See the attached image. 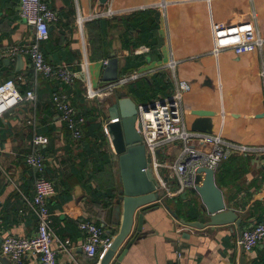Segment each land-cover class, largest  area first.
Masks as SVG:
<instances>
[{
  "label": "crops",
  "instance_id": "obj_1",
  "mask_svg": "<svg viewBox=\"0 0 264 264\" xmlns=\"http://www.w3.org/2000/svg\"><path fill=\"white\" fill-rule=\"evenodd\" d=\"M44 1L58 15L40 42L44 57L51 65H64L78 77L65 85L35 73L25 55L0 59V83L20 77L16 85L21 93L31 90L35 95L33 101L23 102L0 116L4 122V127H0V238L35 234L36 218L24 198H31L39 173L24 163V156L43 149L44 176L55 187L47 206L56 259L58 264H88L95 258L99 261L102 254L93 259L85 257L81 247L84 233L79 223H110L104 205L112 203L119 171L105 124L107 108L115 97L126 95L127 87L90 100L85 95L87 80L95 88L101 85L103 61H108L111 54L118 59V72L125 68L126 58L143 56L145 65L132 70L142 77L131 83L133 87L145 86L147 94L165 96L172 92L176 80L190 83L191 91L182 101L188 130L197 118L192 112L202 109L206 92L211 95L210 112L214 114L210 117L211 132L207 134L220 133L225 141L236 145L264 147V0H211L209 4L205 0H108L103 7L98 0ZM17 6L18 0H0V50L34 40L32 29L18 17ZM109 9L112 14L105 15ZM134 12L144 13L137 20L142 26H149L152 21L157 24L155 30L145 29L153 30L151 38H140L138 29L129 30L132 27L127 26L126 17ZM248 20L254 22L263 39L261 48L240 56L226 51L214 58L210 53V22L232 24ZM171 62L175 63L173 69L169 67ZM156 78L161 80L160 85L154 84ZM54 92L66 93L85 117L87 124L80 140L71 139L58 120L51 103ZM153 98L154 101L160 96ZM38 134L47 138L40 147L32 143ZM160 152V162H172L178 157L180 143L166 145ZM162 175L171 179L173 173L163 168ZM214 180L226 210H233L242 219V231L264 222V151L232 153L214 172ZM174 185L171 179L165 187L171 192ZM179 196L168 195L163 189L162 202L137 208L135 216L143 209L148 212L141 232L119 264H240L235 223L208 225L209 217L202 211L196 192L187 191L184 199ZM193 204L195 209L189 210ZM121 219L122 207L119 223ZM181 219L205 225L187 226ZM135 227L136 219L109 264L124 250ZM103 228L106 232L109 229ZM110 234L114 236L116 232ZM64 240L70 242L68 251L60 248L59 243ZM3 257L0 264H16ZM242 257L244 264H264V239L252 251H244ZM20 264H38L37 257L27 254Z\"/></svg>",
  "mask_w": 264,
  "mask_h": 264
},
{
  "label": "built area",
  "instance_id": "obj_2",
  "mask_svg": "<svg viewBox=\"0 0 264 264\" xmlns=\"http://www.w3.org/2000/svg\"><path fill=\"white\" fill-rule=\"evenodd\" d=\"M208 4L211 0H205ZM18 17L23 20L33 31L34 40L23 42L0 50V59H14L17 55H25L29 59L30 68L43 78L70 85L78 77L76 73L68 70L64 65H51L44 57L40 48V42L48 35V29L58 20L57 13L52 10L44 0H18ZM109 9L105 15H111ZM211 28V55L218 58L220 54L231 51L240 56L259 50L263 44L257 28L252 20L232 24L210 22ZM107 60L103 61L105 67ZM170 68L175 63L169 64ZM140 77L137 73L123 75L115 81L100 83L98 88L93 87L87 80L85 95L92 100L114 93L118 88L126 86L129 82ZM6 79L0 83V116L20 105L23 102L33 101L35 95L28 90L23 94L18 91L16 81ZM191 91V85L186 80H176L174 89L168 97L160 98L149 104L138 106L136 129L142 137L146 154L153 161V167L165 168L173 173L176 191L169 192L159 175L162 189L167 194L194 190L195 170L204 167L216 171L219 165L226 161L234 152L244 153L252 150H262L264 147H252L236 145L224 140L220 133L207 134L200 131H190L186 128L182 101L184 95ZM53 109L73 140H80L83 136L85 118L78 113L69 96L63 92H54L51 95ZM107 136V132L105 131ZM32 143L38 147L47 143L43 135H35ZM180 143V152L177 159L172 162H156L155 151L162 147ZM46 157L40 151H33L24 156V163L34 168L39 176L33 183L31 198L24 201L36 218V231L31 237L7 236L1 243L0 256L7 257L14 263L20 264L25 255L31 254L37 257L38 264H58L56 250L51 246L52 230L50 228L49 210L47 200L55 194L53 182L44 176ZM79 229L84 233L82 250L88 259L95 258L110 246L113 236L104 228L91 220H83L79 223ZM264 239V222H258L242 231L236 245L244 251H252L259 242ZM68 240L59 243L61 250L68 251ZM101 255V256H102ZM178 257L180 253L177 252Z\"/></svg>",
  "mask_w": 264,
  "mask_h": 264
},
{
  "label": "water",
  "instance_id": "obj_3",
  "mask_svg": "<svg viewBox=\"0 0 264 264\" xmlns=\"http://www.w3.org/2000/svg\"><path fill=\"white\" fill-rule=\"evenodd\" d=\"M101 7H103L108 0H98ZM50 30V27L48 31ZM8 61V60H7ZM118 59L114 54H111L106 66L102 70L101 81L103 83L117 80ZM21 92V88H18ZM202 109L192 112L197 118L193 121L190 131H200L204 133L211 132L210 117L214 116L210 109L212 108L211 95L205 92V97L202 102ZM143 108L146 109L145 104ZM138 104L131 98L115 97V102L107 108L108 118L105 124V130L110 146L117 156L118 165V187L113 192L112 203L107 207L108 216H110V223H105L100 220L101 227L109 228L107 233L110 234L115 231L113 240L104 252L100 260L97 258L91 260L88 264H109L116 252L127 239L132 230L134 219H136V227L133 236L125 245L124 250L119 254L113 264H119L122 257L132 245L136 237L142 230L143 218L148 210H141L135 216L137 208L146 205L160 202V194L163 192L159 175L163 182L168 183L171 179L162 175V169L154 168L153 161L149 154H146L142 137L136 129V120L138 116ZM0 127H4V122L0 118ZM160 150L155 151V161H159ZM176 191V186L171 189V192ZM194 191L200 198L201 209L208 217V225H222L226 223H235L238 233V238L242 234L241 221L239 214L231 209H227L222 192L216 186L214 180V171L199 167L195 170V187ZM181 197L184 199L186 192H182ZM162 202V201H161ZM122 207V219L119 223L120 213ZM173 217L177 216L172 213ZM180 222L184 225L202 228L205 224L194 221L185 222L183 219ZM7 237V236H6ZM0 238V246L2 241L6 238ZM240 251V264L243 262L244 250ZM2 256H0L1 258ZM7 258V257H6ZM5 257L3 259L6 260ZM99 262V263H98Z\"/></svg>",
  "mask_w": 264,
  "mask_h": 264
},
{
  "label": "trees",
  "instance_id": "obj_4",
  "mask_svg": "<svg viewBox=\"0 0 264 264\" xmlns=\"http://www.w3.org/2000/svg\"><path fill=\"white\" fill-rule=\"evenodd\" d=\"M143 15H144L143 12H134V13H132L129 16L126 17V23H127V26L128 27H130V28L132 27V29H129V30L136 31V29H138L140 31L139 32L140 33V38H146V39H148V38H151L152 37V35H151L152 34V31L156 29L157 24L152 21L151 22V25L146 26L147 28L144 27V26H142V24L141 23H138L137 20H138V18L142 17ZM149 27L151 29H153V30H150L149 32H146L145 29L146 30H149ZM135 45H137V44H133L132 46L134 47ZM125 47L126 48L130 47L128 45V42L127 41L125 42ZM153 47L154 46L151 45L150 46V49H152ZM143 65H145V58L143 56H133L132 58H126L125 68L122 70V72H119V75L120 76H123V75L132 74L133 73L132 70H134L135 68H139L140 66H143ZM139 79H142V77H139L137 80H139ZM137 80H135V81H137ZM135 81L129 82L126 85V87H127V93L123 97H129V98H131L136 104L137 103H141V102L144 103V104L145 103H148V102H151L154 99L153 97H157L158 95L160 96V98H164V97H168L171 94V92H169L167 95L163 96L161 94L154 93V95L151 96V95L147 94V89H146L145 86L142 87L141 89L138 86L133 87L131 85V83H133ZM154 84L155 85H160L161 84V80L159 78H156ZM164 86H165V84L163 85V87ZM123 97H121V98H123ZM118 98H120V97H118ZM135 99H137V100H135ZM85 122L86 123H85L84 127L87 124L86 119H85ZM104 137H105L104 139H105V142H106V144H105V147H106V145H107V137L105 135H104ZM43 151H45V150L42 149V152ZM106 165H109V164H106ZM112 192H114V191H112ZM179 198L180 199L182 198L181 195L179 196ZM108 206H110V204H108V203L106 205H104L105 208H107ZM188 209L189 210L195 209V205L193 204V205H191V207L189 206ZM174 214L177 217H179L177 213H174Z\"/></svg>",
  "mask_w": 264,
  "mask_h": 264
}]
</instances>
